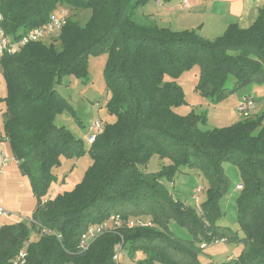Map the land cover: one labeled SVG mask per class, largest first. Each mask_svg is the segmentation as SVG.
<instances>
[{"label":"trees","instance_id":"trees-1","mask_svg":"<svg viewBox=\"0 0 264 264\" xmlns=\"http://www.w3.org/2000/svg\"><path fill=\"white\" fill-rule=\"evenodd\" d=\"M148 2L1 0L2 26L12 40L45 26L64 5L90 10L91 16L85 24L68 16L58 36L30 43L0 61L7 92L0 101V130L38 201L30 224L20 221L0 229V264H11L22 249L28 251L26 264H121L114 259L120 249L134 264H200L201 244L215 240L242 244L240 257L230 264H264V115L250 113L234 125L205 130V114L176 112L185 104L177 80L195 67L197 89L214 104L264 83V9L249 28L231 24L209 40L193 30L138 23L135 12ZM103 55L107 109L114 122L104 124L86 151L69 129L56 125L66 111L75 116L57 88L66 76L87 78L89 58ZM229 77L234 78L232 88L226 87ZM86 154L92 161L82 180L44 201L58 181L55 170L63 159ZM155 155L170 164L157 173L144 171ZM227 162L239 168L242 178L237 208L243 237L217 224L223 215L220 201L230 188ZM185 169L197 170L208 183L199 213L166 186ZM113 215L140 218L151 226L107 231L88 250H80L86 229ZM172 221L192 239L173 232ZM41 229L52 234L42 235Z\"/></svg>","mask_w":264,"mask_h":264},{"label":"rangeland","instance_id":"rangeland-1","mask_svg":"<svg viewBox=\"0 0 264 264\" xmlns=\"http://www.w3.org/2000/svg\"><path fill=\"white\" fill-rule=\"evenodd\" d=\"M188 1L189 3H197L199 0ZM203 1L205 2V5L215 2V8H218L219 12L222 11L223 3L221 0ZM262 1L263 0H260V3ZM245 4L248 13H246L242 22L244 25H247L248 15L250 12L255 10L257 11V6L250 0H246ZM169 7H173L177 12L173 14V17H169V14L164 11L168 10ZM63 8L68 12L70 20L79 21L82 24H85L91 16L90 10H85L84 12L73 11L65 5ZM163 8L165 9L163 10ZM205 8L203 7V9ZM203 9L198 13L210 12V9H208L207 12ZM190 11L191 9L184 6L183 0H172L171 2L167 3L163 0H159V3L156 0H149L145 6L140 7L135 12L134 19L138 23L144 25L156 24L160 27H172L171 29L177 31V24L179 22H182L181 28L179 29H183V27L191 25L187 20ZM191 14H193V12ZM214 14H218L216 9ZM206 22L210 24L212 22L211 18H206ZM248 25L251 26L252 24ZM199 31L203 38L207 37L205 32H202L201 30ZM55 39L57 40V38H50L49 41H56ZM106 64V55L98 57L91 56L88 63L87 78L78 79L73 76H66L62 80V84L57 88L59 93H61V95H63L73 106L75 116L66 111L63 114L57 116L55 120L56 125L59 127L65 126L67 129H69L75 139L81 140L83 142L86 151L90 148L88 138L92 133L90 129L91 125L96 120H100L104 124H111L114 122V117L109 114L107 109V104L110 100V93L107 90L105 81ZM198 80V67H195L191 71L184 73L177 80L178 84L184 89L185 104L176 109V112L179 115H188L190 113L205 114L206 122L205 124L201 125V128L205 130L224 128L241 121L245 115L239 113L237 109L240 105V97L245 93L252 94V97L255 98V102L253 103L254 106L252 105L254 108L251 113H254L255 108L257 107L255 113H257L259 116L264 115V83L248 85L234 93L229 94L219 103L214 104L206 97L201 95L197 89ZM233 84L234 78L229 77L226 87L232 88ZM6 95V82L0 72V101H2ZM2 104L3 103L0 102V128H2ZM91 161L92 159L89 154L72 160L64 158L61 167L55 170V175L57 176L58 181L56 182V185L53 187V189H51L48 193V197L54 198L59 193H63L60 192L63 186H65L63 191L72 190L75 186L72 178L75 176L81 181L85 171L90 166ZM168 164H170L168 160L162 162L161 159L155 155L151 158L147 165L142 167V169L148 173H157L162 169L163 165ZM224 169L230 181V188L228 193L220 201V208L223 215L217 221V224L223 227H228L233 232L237 231L238 236L243 237V234L239 228L237 208V200L241 194V190L238 189V186L242 184V178L239 168L235 164L227 162L224 164ZM166 186L179 202H181L186 207L195 209L198 213L200 212V205L205 200V192L208 187L206 179L200 172L192 169L181 170L176 174L173 183L167 182ZM2 189L4 192H8L6 186L3 184L0 185V192H2ZM198 189L202 190V194H200L199 197H197ZM54 190L56 194H54ZM20 194L23 197H29V192H20ZM19 205L20 212H12V214L11 212L9 214L6 211V208L2 206L7 214L0 217V221L3 223H10L15 219L19 220L20 217H24L30 213L29 210H23L21 203ZM20 221L30 224L31 218L29 216L27 218L24 217ZM170 228L179 237L184 239H192L190 232L186 228L179 226L176 222L172 221ZM30 235L31 241H36L37 236L34 231H32V229L30 230ZM242 250V244L231 241H220L219 243L213 244L202 250L201 254L199 255L200 264H230L228 261L240 257ZM120 259L121 264H134L132 258H130V256L124 251L122 252ZM231 264L234 263L232 262Z\"/></svg>","mask_w":264,"mask_h":264},{"label":"crops","instance_id":"crops-1","mask_svg":"<svg viewBox=\"0 0 264 264\" xmlns=\"http://www.w3.org/2000/svg\"><path fill=\"white\" fill-rule=\"evenodd\" d=\"M159 3V0H156ZM222 1V11L219 12L218 8H215V2L205 5L203 0H199L197 3H191L190 7L191 11L189 12V17L187 20L191 25H187L181 28V23L179 22L177 24V31H185V30H193L196 31L200 35V31L205 32L207 37L205 39L213 40L217 37H220L224 34L226 29L231 24H237L241 28H247L248 24H253L256 19L259 16V13L261 10L264 9V0L260 3V0H250L253 4L257 6V11L250 12V14L247 17V25L243 24V18L245 17L246 13H248V10L246 8L245 1L246 0H221ZM161 7V6H159ZM203 7L205 9H203ZM162 8V7H161ZM165 8H163L164 10ZM207 10L210 9L209 13H198L200 10ZM215 9L217 10V15H215ZM166 13L169 14V17H173V14L176 12V10L173 7H169L168 10H164ZM193 12V14H191ZM177 13V12H176ZM206 18H211L212 22L209 24L206 22ZM164 21V19H163ZM214 21V22H213ZM187 23V22H186ZM171 26V25H170ZM184 26V25H182ZM166 28H172V27H166ZM173 30V29H172ZM201 36V35H200ZM252 96V94H251ZM254 98V97H253ZM255 102V98H254ZM256 104V103H255ZM257 107L255 108L256 112ZM254 112V113H255ZM257 115V113H255ZM8 146V147H6ZM3 150H7L10 155L12 154L11 147L9 144H0V166L2 164V157L1 152ZM162 161V160H161ZM163 162V161H162ZM72 177V175H71ZM66 179V178H65ZM75 186L80 182V180L77 177L72 178ZM3 184L6 186V189L8 192H4L2 189V192H0V205L4 206L6 208V211L10 214L12 212H20V203L22 204L23 210H29V214L24 217H32L33 213L36 210L37 207V199L35 198L30 180L27 178V176L23 175L19 169L18 162L16 160H11L8 164V166L4 169V173L0 174V185ZM74 186V187H75ZM65 189V186L61 188L60 192ZM20 192H29V197H23L21 196ZM54 194L55 190H54ZM55 196V195H54ZM52 197H45L44 201L51 199ZM24 217H20L19 220L15 219L13 222L10 223H3L0 221V229L4 225H11L15 223H19L20 220H22ZM142 256H137L136 260H139Z\"/></svg>","mask_w":264,"mask_h":264},{"label":"built area","instance_id":"built-area-1","mask_svg":"<svg viewBox=\"0 0 264 264\" xmlns=\"http://www.w3.org/2000/svg\"><path fill=\"white\" fill-rule=\"evenodd\" d=\"M183 4L186 8L190 7V3L188 0H183ZM68 20V12L65 9H60L54 14L50 16L49 22L42 27H37L26 34H24L21 38L18 40H12L9 38V36L6 34L3 26V16L1 13V0H0V61L7 55H11L16 51H19L21 48L25 47L26 45L30 43H37L41 42L48 37H56L58 36L64 26L66 25ZM254 99L252 96L245 95L242 96L240 99V105L238 106V112L244 114L247 116L251 113L254 106ZM253 105V106H252ZM91 135L88 138V143L92 145L96 138L104 131V123L100 120H96L91 125ZM0 144H9V139L5 136V134L0 130ZM2 157V164L0 166V174L4 173V169L8 166L9 162L14 158L13 155H10L7 151L3 150L1 152ZM17 162V161H16ZM238 189H242V185L238 186ZM197 194L199 197L200 194H202V190L198 189ZM6 211L2 208L0 205V217L5 216ZM138 226H151L150 222H146L143 219L136 218V219H128L123 220L119 215H113L110 217L109 220L106 222H103L98 225H91L89 226L86 231L81 235L78 247L80 250L86 251L89 249L91 244L103 233L107 231H113L118 228L127 227V228H135ZM40 233L42 235H51L52 232L46 229H41ZM59 237V236H58ZM220 241L215 240L212 242V244L209 243H203L201 244V248L206 249L209 246L213 244H217ZM222 242H225L224 240ZM123 250L120 249L114 259L116 262L121 263V254ZM28 258V251L26 249H22L19 251V253L12 259L11 264H26Z\"/></svg>","mask_w":264,"mask_h":264}]
</instances>
